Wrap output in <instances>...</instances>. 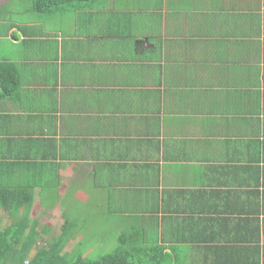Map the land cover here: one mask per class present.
Returning <instances> with one entry per match:
<instances>
[{
	"label": "crops",
	"instance_id": "0c3cea01",
	"mask_svg": "<svg viewBox=\"0 0 264 264\" xmlns=\"http://www.w3.org/2000/svg\"><path fill=\"white\" fill-rule=\"evenodd\" d=\"M32 1L0 15V183L32 186L29 212L63 208L74 234L92 200L99 246L264 264V0Z\"/></svg>",
	"mask_w": 264,
	"mask_h": 264
},
{
	"label": "trees",
	"instance_id": "16d2710c",
	"mask_svg": "<svg viewBox=\"0 0 264 264\" xmlns=\"http://www.w3.org/2000/svg\"><path fill=\"white\" fill-rule=\"evenodd\" d=\"M90 1L33 0L32 5L39 12L54 14L88 9ZM4 178L8 181L7 184L0 183V210L6 214L9 224L0 230V264H23L29 253L32 255L27 264H160L166 258L162 247L143 246L142 240L135 245L128 244L123 237L110 252L95 257L89 253L93 239L91 230L87 229L89 220L85 217L77 232L82 236L73 247L68 248L69 242L77 235L74 234L76 221L68 216L64 218L59 233L33 251V245L40 239L36 223L28 224L33 187L23 188L20 184H12L8 173Z\"/></svg>",
	"mask_w": 264,
	"mask_h": 264
},
{
	"label": "rangeland",
	"instance_id": "374dc122",
	"mask_svg": "<svg viewBox=\"0 0 264 264\" xmlns=\"http://www.w3.org/2000/svg\"><path fill=\"white\" fill-rule=\"evenodd\" d=\"M21 3L31 5V0H23V1L4 0V2L3 0L2 1L0 0V15L2 16L5 14L9 15V14L14 13L17 9H23V6ZM63 19L64 17H62V20ZM40 201L43 203V206L48 205V203L50 202L49 199H47V201H44V199ZM93 207L94 206L92 205V200L83 201L82 199H77L76 207L72 208V211H74L72 215L74 216V218H77L80 220L82 219V216H80L81 214L90 215L88 219L89 225L92 224L90 228L92 229L94 227L100 228V225H102L103 232L110 233L108 231L110 230V225L108 223L107 224L108 228L106 227L105 225L106 220H104L105 218L104 215L100 213L101 211H97L93 209ZM42 209H46V207ZM62 211H63V208L55 207L50 211L40 210L38 213H34V214L29 212L31 215L29 214L28 224H32L30 223L32 221V222L37 223L36 227H49L50 230H49L48 236L53 235V234L56 235L59 232L60 226L62 225L63 220H64V215ZM97 214L99 216H96ZM8 224H9V219L7 218L6 214L0 210V230ZM115 230H121V226L119 223L116 225ZM46 237L47 236H45L44 238ZM110 238L113 239V237L109 235L107 242L103 246H99L96 241H93L92 247H90L89 253H92L95 257L97 256L99 257L100 255L104 253L110 252L116 246L115 243H111ZM43 243H44L43 239L42 240L41 238L38 239L37 242L33 245L32 250L34 251L40 244H43ZM31 255L32 253L28 254V257H26L23 264H27L29 262Z\"/></svg>",
	"mask_w": 264,
	"mask_h": 264
}]
</instances>
